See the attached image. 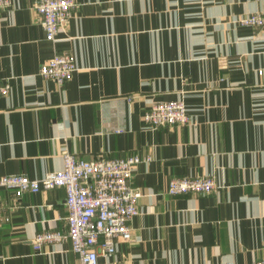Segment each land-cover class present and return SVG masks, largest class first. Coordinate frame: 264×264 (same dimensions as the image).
I'll return each instance as SVG.
<instances>
[{
    "label": "crops",
    "instance_id": "obj_1",
    "mask_svg": "<svg viewBox=\"0 0 264 264\" xmlns=\"http://www.w3.org/2000/svg\"><path fill=\"white\" fill-rule=\"evenodd\" d=\"M34 0L0 4V174L40 177L81 159L149 156L141 193L112 256L124 264H251L264 254V27L237 16L264 0H74L54 41ZM55 52L77 68L59 84L39 73ZM133 96L128 101L126 96ZM182 100L188 120L144 124L154 101ZM115 128H120L116 131ZM213 174L209 193L166 192L173 176ZM65 189L0 188V264H77L68 240L35 250L44 229L67 230Z\"/></svg>",
    "mask_w": 264,
    "mask_h": 264
},
{
    "label": "built area",
    "instance_id": "obj_2",
    "mask_svg": "<svg viewBox=\"0 0 264 264\" xmlns=\"http://www.w3.org/2000/svg\"><path fill=\"white\" fill-rule=\"evenodd\" d=\"M4 0H0V4ZM75 5L74 0H34L33 9L45 31V38L54 41L56 34L67 22ZM235 21L247 26L264 27V10L237 16ZM77 68L68 52H55L39 67V73L61 84L71 78ZM8 81L0 80V95L7 94ZM128 101L133 96H126ZM149 127L184 123L188 120L187 108L182 100L154 101L143 114ZM120 131V128H115ZM149 156L137 154L126 157L81 159L70 152L63 153L62 168L45 172L40 177L26 174H0V188L9 189L16 198L24 192L48 190L63 186L66 192L67 230L44 229L35 233L32 246L41 250L49 243L70 242L77 264H99V255L112 256L117 240L132 239L130 222L138 212L140 191L130 183L134 166L147 161ZM218 187L213 174L171 177L166 192L209 193ZM106 264H124L108 260ZM251 264H264V254Z\"/></svg>",
    "mask_w": 264,
    "mask_h": 264
}]
</instances>
